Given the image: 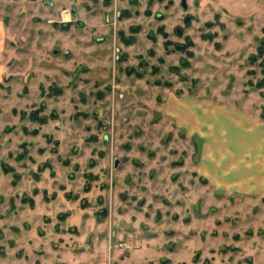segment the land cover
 <instances>
[{
  "label": "rangeland",
  "instance_id": "1",
  "mask_svg": "<svg viewBox=\"0 0 264 264\" xmlns=\"http://www.w3.org/2000/svg\"><path fill=\"white\" fill-rule=\"evenodd\" d=\"M0 0V264H264V0Z\"/></svg>",
  "mask_w": 264,
  "mask_h": 264
},
{
  "label": "water",
  "instance_id": "2",
  "mask_svg": "<svg viewBox=\"0 0 264 264\" xmlns=\"http://www.w3.org/2000/svg\"><path fill=\"white\" fill-rule=\"evenodd\" d=\"M182 5H183L184 8H187L185 0H183Z\"/></svg>",
  "mask_w": 264,
  "mask_h": 264
}]
</instances>
